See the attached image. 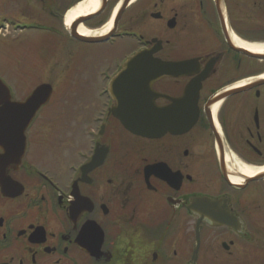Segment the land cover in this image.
Segmentation results:
<instances>
[{"label":"flooded vegetation","instance_id":"obj_1","mask_svg":"<svg viewBox=\"0 0 264 264\" xmlns=\"http://www.w3.org/2000/svg\"><path fill=\"white\" fill-rule=\"evenodd\" d=\"M125 1L81 17L103 41L68 30L82 104L98 109L74 150L53 86L23 96L0 76L11 103L52 89L24 141L0 143V264H264V51L243 46L264 50V0H129L119 15Z\"/></svg>","mask_w":264,"mask_h":264},{"label":"rangeland","instance_id":"obj_2","mask_svg":"<svg viewBox=\"0 0 264 264\" xmlns=\"http://www.w3.org/2000/svg\"><path fill=\"white\" fill-rule=\"evenodd\" d=\"M79 3V0H0V22L8 20L16 23L0 30V76L7 77L18 95L24 91L23 96L28 95L38 84L49 83L53 86L56 91L54 102H67L61 105L54 104L64 106L66 109L62 112L57 111L56 115L54 110V116L64 117L53 124V128L55 127L58 133H68L70 141L73 139L71 150L76 148L74 140L84 136V130L96 127L91 119L95 115L94 112L98 111L94 108H85L82 104L79 43L70 38L64 24L66 13ZM115 12L116 9L110 11L108 22ZM31 21L46 24L54 33L51 35L41 32L21 33L16 30L17 23L25 25L23 23ZM100 52L101 54L87 62L84 68L96 70L105 64L111 50L103 47ZM63 89L67 91L65 93L67 98L62 92ZM66 119L68 122H64ZM88 120L91 123H88ZM47 124L44 129L47 128Z\"/></svg>","mask_w":264,"mask_h":264},{"label":"water","instance_id":"obj_3","mask_svg":"<svg viewBox=\"0 0 264 264\" xmlns=\"http://www.w3.org/2000/svg\"><path fill=\"white\" fill-rule=\"evenodd\" d=\"M127 1L129 0H126L121 10H119V15L126 5ZM106 6L107 0H101L98 10L87 17V20L98 16L103 12ZM82 21L83 19L79 18L68 28L69 33L73 39H85L78 32V27L81 25ZM103 39L104 38L98 37L96 39L85 40L99 42L103 41ZM51 94V86L42 85L34 91V93L24 104L11 103L10 97L8 95V90L0 80V105L3 103L5 104L4 109H2V111L0 112V143L9 142L13 144L20 140V138L24 141V131L32 121L36 112L50 100ZM4 97L7 98L5 99ZM21 111H23L24 113L21 115V119L18 120L17 117H19ZM152 126L153 127L147 126L143 123H136L133 124L132 127L128 126V129L137 135L144 136L145 134L149 133L148 135L156 136L158 134V125L155 123Z\"/></svg>","mask_w":264,"mask_h":264},{"label":"bare ground","instance_id":"obj_4","mask_svg":"<svg viewBox=\"0 0 264 264\" xmlns=\"http://www.w3.org/2000/svg\"><path fill=\"white\" fill-rule=\"evenodd\" d=\"M100 3L101 0H84L80 2L78 5L71 8L65 15L64 24L66 28L68 29L71 26V24L76 20H78L79 18L95 13L99 8ZM118 8L116 9V11H118ZM112 26H113V19L103 28L97 30V32L100 33V35H105L111 30ZM78 32L80 35L83 36H87L93 33L91 30L85 29L82 25L78 27ZM243 46L246 50L257 54H260L264 51L263 47L257 45L244 44ZM239 170L243 175H247V176H251L255 173V170L253 168H249L245 166H241Z\"/></svg>","mask_w":264,"mask_h":264}]
</instances>
